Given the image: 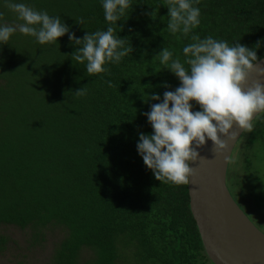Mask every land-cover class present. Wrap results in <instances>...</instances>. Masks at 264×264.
Returning <instances> with one entry per match:
<instances>
[{
  "label": "trees",
  "instance_id": "16d2710c",
  "mask_svg": "<svg viewBox=\"0 0 264 264\" xmlns=\"http://www.w3.org/2000/svg\"><path fill=\"white\" fill-rule=\"evenodd\" d=\"M60 16L76 37L106 30L134 49L110 74L88 75L73 62L68 35L39 44L18 31L0 44V226L28 233L30 245L50 236L46 264H212L188 207L186 185L157 181L137 151L139 134H151L145 112L153 93L161 98L179 86L161 64L163 48L183 62L191 34H172L166 0H132L117 25L105 20L101 0H15ZM200 25L193 30L238 42L264 56V0H199ZM155 13L152 18L147 13ZM0 23L16 14L0 0ZM83 18V24L76 19ZM111 81L113 86H109ZM167 84L170 87L165 88ZM87 85V94L74 91ZM66 93V95H65ZM194 110H199L195 103ZM248 153L244 176L226 186L264 233V116L242 133ZM245 184L249 188H244ZM0 233V251L7 243Z\"/></svg>",
  "mask_w": 264,
  "mask_h": 264
},
{
  "label": "clouds",
  "instance_id": "9594fccd",
  "mask_svg": "<svg viewBox=\"0 0 264 264\" xmlns=\"http://www.w3.org/2000/svg\"><path fill=\"white\" fill-rule=\"evenodd\" d=\"M105 20L109 25L118 21L132 9V0H101ZM199 0H166L172 34H191V43L183 47L182 62L168 48L158 53L161 64L168 66L179 80L174 90H166L163 97L151 94V110L145 112L152 128L151 134H139L138 154L155 179L177 186L189 185L195 170L190 166L201 156L198 151L210 140L213 150L223 153L227 143L221 137L236 141L235 128L243 133H252L256 121L264 116V84L254 82L247 86L249 74L260 62L255 48L236 42L233 45L211 36L201 38L193 30L200 25L201 12L196 5ZM5 6L16 14V24L0 23V44H8L10 38L19 33L34 37L41 44H56L58 38L68 35L75 45L70 56L73 62L84 64L88 75L110 74L108 65L118 64L133 52L127 38L115 34L112 26L106 30L87 32L83 38L76 37L60 16H51L45 10H37L22 2L5 0ZM152 18L155 13H147ZM4 13L0 12V21ZM83 24L84 19H76ZM264 76V69L260 70ZM113 86L111 81H107ZM165 88L170 86L165 84ZM87 94V85L74 91ZM66 95V93H65ZM195 102L199 110H194Z\"/></svg>",
  "mask_w": 264,
  "mask_h": 264
},
{
  "label": "water",
  "instance_id": "95a60500",
  "mask_svg": "<svg viewBox=\"0 0 264 264\" xmlns=\"http://www.w3.org/2000/svg\"><path fill=\"white\" fill-rule=\"evenodd\" d=\"M264 56L247 80L264 84ZM237 140L242 130L233 128ZM228 147L213 150L210 140L198 149L201 158L190 166L195 175L187 187L188 207L207 258L212 264H264V233L235 202L226 186V171L236 141L221 137Z\"/></svg>",
  "mask_w": 264,
  "mask_h": 264
},
{
  "label": "rangeland",
  "instance_id": "374dc122",
  "mask_svg": "<svg viewBox=\"0 0 264 264\" xmlns=\"http://www.w3.org/2000/svg\"><path fill=\"white\" fill-rule=\"evenodd\" d=\"M239 140L240 137L235 143L228 161V184L229 179L231 181L239 176L242 177L245 175L244 165L247 162L248 153L245 149H241V144L238 142ZM257 166H259L261 180L264 181V165L260 164ZM243 187L249 188V185L245 184ZM234 199L236 202H240V206H242L241 201L235 196ZM243 210L248 216L255 215V217H258L255 212L256 209L249 203L244 204ZM0 233L6 235L8 239L5 247L0 251V264H46V255L51 246L50 236H47L46 241L41 245H30L26 230H20L13 226L1 225Z\"/></svg>",
  "mask_w": 264,
  "mask_h": 264
}]
</instances>
